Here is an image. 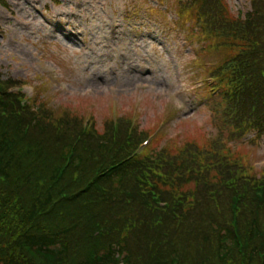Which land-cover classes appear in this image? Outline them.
<instances>
[{
	"label": "trees",
	"instance_id": "obj_1",
	"mask_svg": "<svg viewBox=\"0 0 264 264\" xmlns=\"http://www.w3.org/2000/svg\"><path fill=\"white\" fill-rule=\"evenodd\" d=\"M181 6L193 8L195 31L206 39L202 50L226 58L205 69L216 76V90L205 100L213 128L205 132L212 139L203 138L202 147L185 140L178 152L162 154L157 141L153 155L162 179L139 160L106 173L146 131L138 124L128 135V114L113 133L109 116L103 128L86 129L76 112H60L58 120L70 123L73 133L51 150L44 139L51 129L59 133L43 119L50 110L42 96L26 111L31 105L11 95L12 81L4 80L0 264H264V200L256 203L250 187L256 176L239 175L225 159L240 155L232 146L235 137L251 128L264 134V0H252L248 21L221 0H184ZM146 179L156 181L166 206L150 199ZM236 193L242 196L233 210Z\"/></svg>",
	"mask_w": 264,
	"mask_h": 264
},
{
	"label": "rangeland",
	"instance_id": "obj_2",
	"mask_svg": "<svg viewBox=\"0 0 264 264\" xmlns=\"http://www.w3.org/2000/svg\"><path fill=\"white\" fill-rule=\"evenodd\" d=\"M225 1L234 14L248 5L247 0ZM6 2L10 9L0 6V81L8 75L23 77L27 84L11 88L37 87L44 108L50 110L43 119L59 133L50 128L44 139L51 150L61 138L73 133L70 123L58 120L60 112L72 110L79 117L83 113L88 117L89 112L94 118L91 126L101 129L110 113V102L115 99L120 113L125 114L137 103L138 123L146 130L167 116L164 105L173 107L176 112L169 114L171 118L165 119L160 130L166 136L157 137L158 146L164 145L170 153L183 148L185 140L202 147L203 138L206 142L212 139L213 135L205 132H213L209 124L211 110L205 103L208 91L199 87L198 81L204 69H210L202 63L220 59L221 54L201 51L205 43L195 31L193 8L181 6L184 0ZM118 14L124 18L123 26L116 19ZM122 27L130 38H125ZM8 32L15 34L14 41L8 40ZM197 44L199 50L194 49ZM10 94L14 95L12 91ZM32 107L33 104L26 111ZM52 120L57 121L55 126ZM64 127L65 134L60 135ZM22 129L25 134L24 125ZM235 138V145L225 144L232 145L238 157L264 163L263 133L251 129ZM33 189L37 192L36 186ZM70 193L65 191L63 195ZM92 230L97 232L96 228ZM94 238L102 241L98 236Z\"/></svg>",
	"mask_w": 264,
	"mask_h": 264
}]
</instances>
